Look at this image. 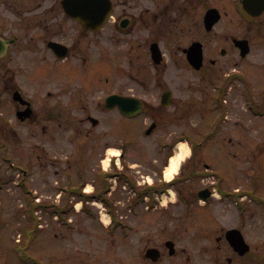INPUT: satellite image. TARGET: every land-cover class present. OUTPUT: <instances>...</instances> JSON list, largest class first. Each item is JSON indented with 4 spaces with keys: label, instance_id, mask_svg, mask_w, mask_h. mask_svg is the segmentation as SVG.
<instances>
[{
    "label": "rangeland",
    "instance_id": "1",
    "mask_svg": "<svg viewBox=\"0 0 264 264\" xmlns=\"http://www.w3.org/2000/svg\"><path fill=\"white\" fill-rule=\"evenodd\" d=\"M198 24L199 21L197 20L196 27ZM189 25V22L183 23L184 27ZM107 29L108 27H105L104 31L90 38V41L85 45V53L73 56L67 61L54 60L49 57L48 52L35 51L17 54L16 60L14 59L9 63L10 70L16 71L15 82L21 87L24 96L35 102L36 118L19 125V128H15L18 132L15 144L10 143L6 147H14L15 152H12L11 149H4L5 159L11 157L12 160L15 159L16 164L20 163L27 166L30 176L26 183L31 191V196L40 199L41 203L57 204L59 210L65 208L62 210V214L67 220L66 225H58L54 219V213L51 215L52 209H56V207L46 209V212L38 211L40 217L38 224L42 225L44 232L40 233L41 240L38 244L32 245L28 251L39 254H43L44 251L60 254L64 251L69 256L68 264H140L144 252L150 249L145 250L148 245L152 248L161 244V247H165L166 250L164 253L163 251L160 252L161 258L157 264H214L216 251L213 249L208 252L205 251V253L201 251V247L206 246L203 244L204 238L216 236L215 232H220L223 224L233 223L235 213L233 208L228 206L227 201L222 203L223 201H218L214 196L206 204L198 201L195 194L201 186H204L201 182H180L171 186L169 193L158 194V196L149 194L148 200L136 203L128 185L123 183L120 186V183L117 182L118 179L114 180L113 177L107 175L103 181H109L108 190L112 192L108 193L107 196L113 205L112 214L110 213L111 216L106 221L102 215L111 211L104 204L93 199L80 200L69 194L70 189L74 187L83 186V190L86 191V187L89 185L91 187L90 192L95 193L104 186L106 188L108 183L99 184V174L103 172L101 161L106 159L110 149L119 150L116 143L111 144L106 151L102 145L97 146L98 148H91L88 143L82 142L86 139L79 132L82 128L78 122L81 117V113L78 111L81 105H88L96 110L99 101L106 95L113 92L126 93V87H128L126 77L136 76V71L137 76H156L154 74L155 69L148 62L149 59L144 56L136 59L143 47L136 46V49H131L127 45L126 40L131 41L135 36L122 37V45L112 48L107 41ZM221 29L222 31L224 29H237L238 32L246 35L252 32L254 25L246 21L226 20L220 22L212 34L218 35L219 33L220 35ZM250 34L252 36V33ZM165 35L158 40L165 42L162 51L168 60L169 75L174 77L179 74L185 77V80L179 79L182 83L178 81L175 84V96L183 103L188 99L192 101L193 98L196 99L197 96L205 93L203 88L207 85L203 84L205 85L203 88L191 89V84L198 82L200 76L194 75L195 78L192 79L193 75L190 70L179 60L182 53L178 47L177 36ZM151 39L154 37L141 35L136 41L143 40L144 44ZM217 39L213 40H216V44L220 46L219 38ZM144 45L146 48L148 47V45ZM108 54L109 60L107 61L106 56ZM262 60H264V40L255 38L249 57L241 65L246 70L263 74L264 71L256 64ZM174 61L176 64L172 63ZM144 64L146 67L143 66ZM237 69V67L233 68L230 65L226 72L232 74ZM9 75L10 73L7 74V76ZM131 87H135V85H131ZM6 91L7 89L4 92L0 111H2L5 119H13L14 103ZM210 91L209 88L208 92ZM49 93L51 94L49 96L51 109H59L60 102L67 103V111L69 112L66 117L60 118L65 119L66 123L60 122L59 117L56 120H48L43 102ZM147 97L152 98L150 95ZM227 97L231 98V95H227ZM235 98L234 96L232 99ZM231 101L233 103V100ZM229 108L236 109L233 105ZM197 112L201 117L194 115L193 112L187 113V111L186 113L184 111L183 115L180 116L178 126L175 128L179 139L175 142L182 141L185 143V139H188L192 129H195L197 142L204 145L201 155L219 174V186L222 189L237 188L242 190L246 188L257 194H262L264 181H255L251 176L245 175V172L249 170L253 172L255 168H252L254 166L253 160H251L252 154L248 156L251 162L248 163L246 162V155H244L246 159L243 160L240 152L231 147L228 154L236 155V157L224 158L221 143L223 141L226 143L228 139L223 138L224 134H219L220 130L214 133L216 138L212 140L203 139L202 133L206 130L205 110ZM111 113L107 111L95 112V116L101 120V124L95 132L99 134V137L105 129L110 128L107 118ZM228 118L233 121L237 119L232 116H228ZM148 119L147 116L143 115L139 116L137 121H131L132 126L128 130V138H133L135 143L125 149L118 165L119 168L112 165L106 169L109 173L123 171L137 184H141L138 186L140 190L144 186H148L147 183L152 180L154 185L160 184L159 178H162V171L167 165V161L161 160L165 154L161 144L167 138L171 140L174 136V133L170 135L172 128H166L163 124L151 135H144L143 130L146 127L144 123ZM254 121L258 122H255L253 126L251 122L245 121V125H248V132H242L241 128L232 126L234 131H229L226 135L227 137L231 136L232 139L233 136H237V139L231 140L234 142L235 140L241 141L240 145L245 146L244 149L249 146V149L252 147L254 149L251 150H256L255 163H259V174H264V151L262 152L263 148H261L264 145V117L259 116ZM121 123L120 121V125ZM46 132H52L54 138L49 140ZM195 135H192L194 139L196 138ZM219 139H222V142ZM36 146H40V148H36ZM170 153L165 155V159L174 153V148ZM37 155L40 156V160L36 158ZM190 155L189 152L175 178L181 180L189 172L190 167L187 162ZM56 157L60 162L58 175L52 172L51 166H48L49 159ZM5 159L0 156V183L6 177L13 176V172L8 171L5 166ZM204 159L198 158L202 161ZM154 161L157 162L154 163ZM162 162L164 165H161ZM203 167L202 164H199L200 169ZM135 171L141 172L136 173ZM211 171L213 170L210 169L205 172L210 174ZM15 179H17L16 172ZM204 180L205 182L215 181L211 175H207ZM14 185L12 181H8L0 191V264H16L15 244L17 241L15 236L18 239L20 237L18 233L22 235V230L28 226V216L25 217V214L20 211L21 208H24V198L20 189H16ZM112 187L113 190H111ZM262 195L264 196V194ZM147 205H152V208H147ZM252 216L253 219L245 224V234L252 235V232H255L256 235L260 236L263 232L261 227L264 226V214L255 211ZM240 219L246 220L247 217L241 216ZM29 223L31 226V220ZM210 224L214 227L207 228ZM248 226L251 228H246ZM55 235L66 237L67 240L63 241L66 246L59 240L53 239ZM196 238L201 239L197 240ZM169 239L175 243V250L178 252L172 258L167 257V249L169 248L167 240ZM263 240L260 238L255 243L260 246ZM193 244L195 245L193 246ZM179 249H184V251L179 253ZM261 250V255L264 256V246ZM143 264L152 263L143 262Z\"/></svg>",
    "mask_w": 264,
    "mask_h": 264
},
{
    "label": "flooded vegetation",
    "instance_id": "2",
    "mask_svg": "<svg viewBox=\"0 0 264 264\" xmlns=\"http://www.w3.org/2000/svg\"><path fill=\"white\" fill-rule=\"evenodd\" d=\"M250 1L254 5L250 8L254 15L244 10V0H111L109 19L101 29L92 30L90 28H83L81 23L65 14L61 4L62 0H0V107L3 104L5 89H7L6 92L9 96L17 90L21 92L22 97L28 101L31 109L30 115L25 121H20L17 117L15 120L16 114L26 108L25 104L20 105L14 102L13 119H5L2 111H0L1 158L5 159L6 153L4 149H11L12 152H15L14 147L6 148L10 143L15 144V138L18 135L15 128H19V125L36 118L34 109L35 102L24 96L21 87L15 82L16 71L10 70L9 63L14 59L16 60L17 54L35 51H40L41 53L48 52L51 59L58 60L53 52L54 49L66 52L67 56L61 59V61H67L73 56L85 53V45L90 41V38L104 31L105 27H108L107 41L112 48L120 44L122 45V37L127 35H131L130 37L135 36L131 41L126 40L128 43L127 45H129L131 49H136V46L143 47V50L140 51L136 59H140L142 56L149 59L148 62L151 64V67L155 69L154 74L156 76H137L138 73L136 71V76L130 75L126 77L128 82V87H126L127 92L123 94L117 93L121 96L140 101V105L138 104V106H140L139 113L133 117L122 115L118 108L119 106L107 109L104 100L103 102L99 101L96 110L90 108L88 105L82 104L81 108L78 110L81 113L78 122L82 126L79 132L85 137L84 139H86L82 142L88 143L91 148H98L97 146L102 145L103 149H108L111 144L116 143V146L120 150V157L122 158L125 149L135 143L133 138H128V130L132 126L131 121L136 120L139 116L145 115L149 118L144 123L146 127L143 132L146 136L151 135V133L162 124L166 128H172L170 133V135L174 133L172 139L169 140L167 138V140L161 144V148L165 152L161 160L165 162L167 160L165 159V155H168L173 150L176 144L175 141L179 139L175 128L178 126L180 121L179 118L183 115V112H193L194 115L200 116L197 111L202 112L205 110L204 120L206 130L202 133V138L212 140L216 138L214 133L220 130L219 134H224L225 136L223 138L228 139L226 143L224 141L222 142V139H219V141L222 142V155L224 158L231 159L232 156L236 157V155L228 154L231 147H233V150L240 152V156L243 160L246 159L244 158V155H246V162L248 163H251L248 156L252 154L251 160H253L254 165L252 168H255L253 172L250 170V172H245V175L251 176L255 181H264V174H259V163H255L256 150H251L254 149L252 147L249 149V146L246 147L247 149H244L245 146L240 145L241 141H232L237 136H233L232 139L231 136L227 137L226 135L227 132L233 130L231 128L232 126L241 128L243 130L242 132H248V125H245V121L251 122L253 126L255 122H258L254 120L258 118L260 112H263L262 116H264V72L261 74L260 72H251L248 69L247 71L241 65V63L249 57L255 38L261 41L264 40V0ZM207 11H214L212 13L215 14V18H218L214 26H211L208 30L205 28L204 24V17ZM197 20L199 21L198 27H196ZM226 20L234 22H251V24L254 25V29L250 32L252 36H250V33L246 35L241 34L237 29H224L223 31L221 29L220 35L219 33L218 35H213L212 33L216 26L220 22ZM188 22L190 25L184 27L183 23ZM141 35L154 37V39L144 42V44L148 45L147 48L143 44V40L136 41ZM164 35H169V37H172V35L177 36L179 40L178 47L182 53L179 60L190 70L193 75L192 79L195 78L194 75L200 76L198 82L196 81L191 84V89H196L197 87L203 88L207 85L203 88L205 93L200 94L196 99L193 98L194 100L192 101L188 99L183 103L175 96V84H177L178 81L181 82L179 79L185 80V77L179 74L174 77L169 75L168 60H166V54L162 51L165 42L158 40V38ZM115 38H117V40H115ZM217 38H219L220 46L216 44V40H213ZM238 40H247L249 42L250 50L248 53L242 54L241 47L236 44ZM196 43H199V45ZM192 48L194 49L193 53L197 60L194 65H191L188 61V51ZM198 54L201 57V65L196 69L194 66L199 64ZM84 59L87 60L86 57H84ZM106 59L107 61L109 60V54L106 56ZM115 60L116 58L114 62ZM172 63L176 64L175 61ZM256 64L264 71V60ZM230 65H232L233 68L237 67V71L232 74L226 72ZM143 66L146 67V64ZM9 73L10 75L7 76ZM235 82L236 84H233ZM131 85H135V87H131ZM207 87L208 89L210 88L212 92H208ZM147 95L152 96V98H148ZM227 95H231V98H228ZM46 96L43 106L45 107L44 110L46 116H48V120H56L57 117H59L60 122L66 123L67 121L65 119L60 118L66 117L69 112L67 111V103L64 104L60 102L59 109H51L49 105V96H51V94L49 93ZM234 96L236 98L232 99ZM231 100H233V103ZM136 105V100L129 101L126 104L127 110L129 111L134 107L136 108ZM232 105L236 107V109H230L229 107ZM246 105L249 109L244 107ZM97 111L112 112L107 118L110 128L105 129L101 137H99L98 133H95L96 128L100 125L97 124L96 126H92V118H96L95 112ZM20 115L24 116L23 114ZM228 116L237 119L234 121L232 119L229 120ZM198 120L201 123L200 118ZM120 121L122 122L121 125ZM149 126H152V130L147 134ZM43 129L45 132L44 127ZM195 132L196 130L192 129L188 137L191 155L187 165H189L190 168L192 167V169L189 170V173L192 172V177L184 178L183 182L198 181L202 184H206L201 186L196 192L205 191L211 194L215 182L208 184L203 183V181H205L204 179L207 176L205 171L210 169L214 171L215 169H213L205 159L204 161L198 160V158L201 157L199 149H203L204 145L201 142H197ZM52 135V132L47 133V138L49 140L54 138ZM192 135H195L196 138L194 139ZM36 148H40V146H36ZM261 148H263V152L264 145L261 146ZM36 158L40 160L39 155H37ZM5 162V164L9 166L8 168L12 170L13 176H8L3 179V182L0 183L1 185L11 180L15 184L16 171L17 176L21 178V180H27L30 176L27 166L23 165L25 168L19 165L15 166V159L12 160L11 157H8L5 159ZM156 162L157 161H154V163ZM59 163L57 157L49 159L48 163V166L53 168L52 172L57 175L59 173ZM113 164L115 163L113 162ZM162 164L163 162L161 165ZM199 164L204 166L203 169L199 168ZM135 172L139 173L141 171ZM159 181L160 184L156 185L153 191L154 193L180 183L178 178L169 184H165L162 178H159ZM151 184L154 185L153 180ZM1 189L2 188H0V191ZM224 192L226 199L229 200L228 206L232 207L234 210V222L223 224L220 228V232H215L216 236L204 238L205 242L203 244L206 246L204 248L201 247V251L205 253V251L208 252L211 251V249L215 250L217 255L214 264H264V256L261 255L264 240L260 246L255 243V241H258L260 238L264 239V226L261 227L263 232L260 236L256 235L255 232H252V235H246V229L244 228L245 224L253 219L252 215L255 211L264 214V205L260 204V199H264L262 195L264 192H262V194H257L246 188L242 190L224 189ZM23 207L24 208H21L20 211L26 208L25 205ZM241 216H245L247 219H240ZM58 225H62L61 222H59ZM41 226L42 225L38 224L36 228L31 229L27 233L23 229L22 235L18 233L20 236L18 239L15 236L17 241V244H15V263L20 264L18 249L21 247L25 250L28 258V262L24 264H68L69 256H67L66 252H61L59 254L44 251L43 254H39L28 251L32 245L38 244L39 240H41L39 237L40 233L44 232V228ZM213 227L214 226L211 224L207 226V228ZM246 228L251 227L248 226ZM232 229L240 231L250 247L249 251L242 254L234 249L232 243L237 239L238 233H230L229 231ZM54 238L58 239L60 242L67 240V238L63 236L58 237L55 235ZM196 239L199 240L201 238ZM194 245L195 244H193V246ZM148 248H151V246L148 245L145 250ZM152 248H155L159 254L161 251L164 253L166 250L165 247H161V244H157ZM182 251H184V249H182ZM141 260L142 262L140 264H143V262H150L143 257Z\"/></svg>",
    "mask_w": 264,
    "mask_h": 264
},
{
    "label": "water",
    "instance_id": "3",
    "mask_svg": "<svg viewBox=\"0 0 264 264\" xmlns=\"http://www.w3.org/2000/svg\"><path fill=\"white\" fill-rule=\"evenodd\" d=\"M245 3H248L252 7V4H250L249 1H245ZM62 4L64 11L71 17L76 18L79 22H81L85 28L88 26H91L94 29L99 28L101 24L104 23L105 20L107 19V16L110 11L109 0H63ZM249 8L250 7L245 4V9H247V11ZM216 20L217 18L215 19L213 18L212 11H209L205 16L206 28L211 27L212 23H214ZM239 44H244L246 46L242 50L243 51L242 54L248 52L247 42L240 41ZM193 52H194L193 48L189 50L188 59L190 63L194 65L197 62V60ZM59 55H64V53H60ZM198 60H199V64L195 65V67L197 68L200 66V60H201L199 54H198ZM110 101L113 102L115 101L119 105L123 113L125 114L129 113L124 110L125 104L129 102L127 101V99L113 95L108 99V102ZM136 109L139 110L140 109L139 106H137Z\"/></svg>",
    "mask_w": 264,
    "mask_h": 264
},
{
    "label": "bare ground",
    "instance_id": "4",
    "mask_svg": "<svg viewBox=\"0 0 264 264\" xmlns=\"http://www.w3.org/2000/svg\"><path fill=\"white\" fill-rule=\"evenodd\" d=\"M118 152L117 150H109L108 155H116ZM189 153L188 147L183 142H179L176 145L174 155L170 158L168 166L164 170V178L165 180H170L172 177L177 174L181 163L187 158ZM109 163V156L105 159L104 164L108 167ZM87 191H90L91 187L88 185ZM104 221L107 220L105 214L102 215Z\"/></svg>",
    "mask_w": 264,
    "mask_h": 264
},
{
    "label": "trees",
    "instance_id": "5",
    "mask_svg": "<svg viewBox=\"0 0 264 264\" xmlns=\"http://www.w3.org/2000/svg\"><path fill=\"white\" fill-rule=\"evenodd\" d=\"M105 184V182H103ZM104 191H105V186H104Z\"/></svg>",
    "mask_w": 264,
    "mask_h": 264
}]
</instances>
